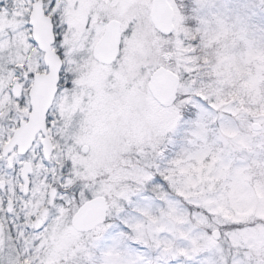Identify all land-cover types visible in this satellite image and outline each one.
<instances>
[{
	"label": "snow or ice",
	"instance_id": "obj_1",
	"mask_svg": "<svg viewBox=\"0 0 264 264\" xmlns=\"http://www.w3.org/2000/svg\"><path fill=\"white\" fill-rule=\"evenodd\" d=\"M0 264H264V0H0Z\"/></svg>",
	"mask_w": 264,
	"mask_h": 264
}]
</instances>
